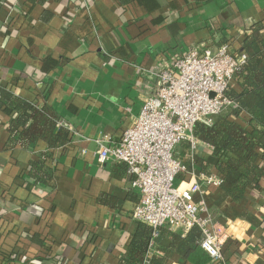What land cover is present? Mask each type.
I'll return each mask as SVG.
<instances>
[{"label": "crops", "instance_id": "0c3cea01", "mask_svg": "<svg viewBox=\"0 0 264 264\" xmlns=\"http://www.w3.org/2000/svg\"><path fill=\"white\" fill-rule=\"evenodd\" d=\"M6 1L0 87L50 105L70 141L46 159L53 178L35 182L30 162L46 143L9 148L11 116L0 109V264H124L139 225L131 216L139 192L124 163L98 161L96 138L120 140L155 92L164 63L202 43L243 51L246 30L264 20V0ZM175 154L187 164L178 183L218 175L212 166L203 172L182 143ZM195 156L213 161L212 146L202 141ZM207 190L209 212L226 234L222 264H264V190L240 202L221 188ZM170 244L155 235L147 253L164 264H195L159 249Z\"/></svg>", "mask_w": 264, "mask_h": 264}, {"label": "built area", "instance_id": "2783aa9c", "mask_svg": "<svg viewBox=\"0 0 264 264\" xmlns=\"http://www.w3.org/2000/svg\"><path fill=\"white\" fill-rule=\"evenodd\" d=\"M243 51H233L228 43L218 47L202 43L163 64L157 72V87L147 96L136 120L120 140L109 135L96 138L101 164L124 163L131 186L139 192L132 209L133 219L157 229L169 227L202 231L200 245L213 261L224 263L226 234L218 229L207 205V188L218 187L221 178L204 174L187 183H178L187 164L176 156V147L190 144L194 157L201 145L194 129L200 122L211 124L214 117L234 103L226 97L234 75L246 61Z\"/></svg>", "mask_w": 264, "mask_h": 264}, {"label": "trees", "instance_id": "16d2710c", "mask_svg": "<svg viewBox=\"0 0 264 264\" xmlns=\"http://www.w3.org/2000/svg\"><path fill=\"white\" fill-rule=\"evenodd\" d=\"M17 1H6L5 5L12 7ZM242 50L246 61L226 90V97L234 105L224 108L211 124L200 122L194 129L196 137L212 146L213 157L210 161L194 156L195 163L205 173L214 167L221 178L218 188L236 202L242 201L250 190H264V20L246 30ZM0 109L11 116L7 127L9 148L31 149L40 140L46 143L47 151L30 162L29 176L35 182L51 180L54 169L46 164V159L52 156V150L70 141V131L60 124V116L46 103L38 105L2 87ZM182 145L185 149L190 147L187 141ZM138 224L122 262L164 264L163 256L147 253L156 230L145 222ZM157 231L170 238V248L159 247L166 256L177 252L195 264L211 263L210 255L200 245L203 234L199 227H193L186 235L165 227Z\"/></svg>", "mask_w": 264, "mask_h": 264}]
</instances>
